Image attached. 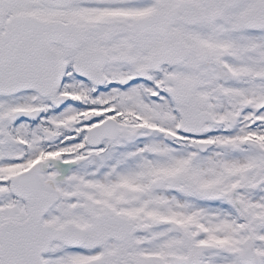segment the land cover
<instances>
[{
    "label": "snow or ice",
    "instance_id": "obj_1",
    "mask_svg": "<svg viewBox=\"0 0 264 264\" xmlns=\"http://www.w3.org/2000/svg\"><path fill=\"white\" fill-rule=\"evenodd\" d=\"M0 264H264V0H0Z\"/></svg>",
    "mask_w": 264,
    "mask_h": 264
}]
</instances>
